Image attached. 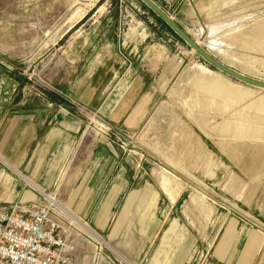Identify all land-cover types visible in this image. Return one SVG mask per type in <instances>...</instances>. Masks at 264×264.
Listing matches in <instances>:
<instances>
[{
    "label": "rangeland",
    "instance_id": "obj_1",
    "mask_svg": "<svg viewBox=\"0 0 264 264\" xmlns=\"http://www.w3.org/2000/svg\"><path fill=\"white\" fill-rule=\"evenodd\" d=\"M153 1L215 58L264 81V0ZM0 73L18 82L10 88L19 98L63 94L77 102L82 127L48 192L71 208V192L90 168L125 179L107 227L93 225L102 214L80 218L104 245L80 229L77 264L88 252L89 264H151L171 222L181 237L159 262L222 264L217 249L227 237L222 254L247 227L262 241L250 264H264V90L208 64L141 0H0ZM127 109L137 117L119 119ZM95 143L112 146L113 165L92 162ZM162 177L184 187L175 203L160 190ZM105 184L89 183L87 192ZM146 185L157 197L146 200L133 236L117 249ZM192 193L210 210L207 220L196 209L187 214Z\"/></svg>",
    "mask_w": 264,
    "mask_h": 264
},
{
    "label": "crops",
    "instance_id": "obj_2",
    "mask_svg": "<svg viewBox=\"0 0 264 264\" xmlns=\"http://www.w3.org/2000/svg\"><path fill=\"white\" fill-rule=\"evenodd\" d=\"M17 83L13 78L8 76L3 77L0 73V209L9 208L12 204L20 201L33 200L40 195V191H49L55 187L61 166L65 163L67 154L69 153V149L67 148H70L73 144L76 138L75 136L81 129L83 123L74 105V103H77L73 100L74 98L68 100L63 94L58 96L51 94L52 96L49 95L50 97H47V95H31L29 97L21 96L19 98L13 92V87ZM128 112H130L129 109L121 114V110H119L118 113L121 116L118 118H125V120L129 121L127 119L128 116L132 117L135 115L137 117L138 115L137 112H131L130 115ZM148 120L145 125L146 127L152 124V120ZM139 122L137 120L136 123ZM188 128L191 129L189 126ZM184 131L190 135L186 127ZM193 133L195 132L193 131ZM192 138L194 141H198L200 145L203 143L198 134L196 140L193 136ZM92 148V162L96 161L97 164L103 161H110L113 165L115 160L111 155V145L95 143ZM79 180L84 181L85 184L83 185V182H81L73 188L70 209L80 218H88L89 221H93L97 214H102L101 222H93V225L97 229L103 230L107 227L110 218L113 216L115 205L118 204L123 196L125 191L123 181L125 179L123 176L116 178L114 173L107 174V176L98 175L95 169L91 170L90 168L89 172H85L79 177ZM98 180L110 181V185L105 184L100 189L95 188L93 193H88L93 190L89 189V183L90 187H93L95 186V181ZM117 181H121V187L114 184ZM159 186L160 190L167 196L171 203L177 201L184 188L183 186L173 187L170 178L167 177L161 178ZM132 192L127 194L126 200L121 207L122 210H124L130 196L133 194ZM193 193L190 196L189 203L186 205L187 209L185 208L187 214H190L192 209H196L207 220L210 210L203 204L202 199H197ZM85 195L99 198V204L97 203L94 206L90 201L85 204L82 201V197ZM154 195L157 197V194L152 188L146 185L138 197L135 210L143 197H145L146 202L147 199ZM107 198L110 201L105 203ZM135 210L127 225L133 220ZM119 212L121 213V211ZM245 214L253 218L249 213L245 212ZM116 225L117 223L112 227L113 231ZM179 228L180 224L178 222H171L169 224L161 242L162 247L156 252L152 263L164 264L163 261L165 258L159 262V256L161 254L163 256V253L167 254L164 251L166 247L171 249V246L178 244L179 238L181 237ZM241 229L243 237L240 235L237 240L228 242L231 246L226 251L223 250L221 254L220 250L227 248L226 237L223 244H221L223 248L220 247L221 249H217L219 261L222 264H250L258 245L262 243L261 237L256 230L247 227H242ZM233 230V224H229L227 235L233 233ZM115 242H123V239H118L113 243ZM170 255L173 259L177 258V250L174 249ZM90 256V252L85 254V264H89Z\"/></svg>",
    "mask_w": 264,
    "mask_h": 264
},
{
    "label": "built area",
    "instance_id": "obj_3",
    "mask_svg": "<svg viewBox=\"0 0 264 264\" xmlns=\"http://www.w3.org/2000/svg\"><path fill=\"white\" fill-rule=\"evenodd\" d=\"M55 197L40 193L0 209V264H77L82 230Z\"/></svg>",
    "mask_w": 264,
    "mask_h": 264
},
{
    "label": "water",
    "instance_id": "obj_4",
    "mask_svg": "<svg viewBox=\"0 0 264 264\" xmlns=\"http://www.w3.org/2000/svg\"><path fill=\"white\" fill-rule=\"evenodd\" d=\"M141 1L147 7H149L158 17H160L172 31H174L184 42H186L193 49V51H195L208 64L242 82L264 89V81L246 76L239 71L231 68L230 66L224 64L219 59L215 58V56L210 54L204 47L199 45L186 30L179 26V24H177L167 13H165L153 0Z\"/></svg>",
    "mask_w": 264,
    "mask_h": 264
},
{
    "label": "bare ground",
    "instance_id": "obj_5",
    "mask_svg": "<svg viewBox=\"0 0 264 264\" xmlns=\"http://www.w3.org/2000/svg\"><path fill=\"white\" fill-rule=\"evenodd\" d=\"M198 38V37H197ZM193 39H195L196 40V42L199 44V45H203L202 44V42H200L199 40H197L195 37L193 38ZM209 44H212L210 41H209ZM193 50V49H192ZM248 85H250V84H248ZM251 86H253V85H251ZM255 87V86H254ZM257 88H261V87H257ZM261 89H263V88H261ZM264 90V89H263ZM204 131V130H203ZM164 159V158H163ZM42 194H44V195H46L47 197H49V198H52L53 196H54V192H52V193H48L47 191H40ZM55 201H56V203H57V206L60 208V210H61V212H62V214L64 215V216H66V217H68L69 219H71L77 226H79L90 238H92V239H95L96 241H99V242H103L104 243V241H103V239L96 233V232H94L91 228H89L86 224H84L82 221H81V219H80V217L77 215V214H75V212H73L68 206H67V204L66 203H64V202H62L61 200H59V199H57L56 197H55ZM144 202H145V197H143L142 199H141V201H140V203H139V206L137 207V209L135 210V213H134V218H133V220L127 225V227H126V231L127 232H125V236H123V242H115L114 243V245H116V247H117V249H119V247H126L127 246V242H124V241H126V239H130V237H132V232H133V230H134V225H135V223H136V221H137V219H138V216H139V214H140V211H141V209H142V206H143V204H144ZM124 233V232H123ZM102 243V244H103ZM108 245H111L110 243H107ZM104 245V244H103ZM122 248H120V249H122ZM78 249H79V251L81 250V245H80V242L78 243Z\"/></svg>",
    "mask_w": 264,
    "mask_h": 264
},
{
    "label": "trees",
    "instance_id": "obj_6",
    "mask_svg": "<svg viewBox=\"0 0 264 264\" xmlns=\"http://www.w3.org/2000/svg\"><path fill=\"white\" fill-rule=\"evenodd\" d=\"M161 19V18H160ZM162 20V19H161ZM163 21V20H162ZM164 22V21H163Z\"/></svg>",
    "mask_w": 264,
    "mask_h": 264
}]
</instances>
